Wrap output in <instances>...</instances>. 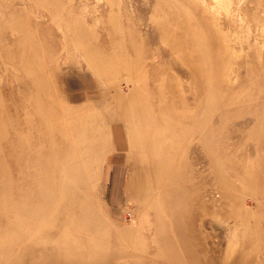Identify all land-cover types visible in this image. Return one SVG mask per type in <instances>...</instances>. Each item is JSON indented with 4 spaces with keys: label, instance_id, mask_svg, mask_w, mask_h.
<instances>
[{
    "label": "rangeland",
    "instance_id": "rangeland-1",
    "mask_svg": "<svg viewBox=\"0 0 264 264\" xmlns=\"http://www.w3.org/2000/svg\"><path fill=\"white\" fill-rule=\"evenodd\" d=\"M0 264H264V0H0Z\"/></svg>",
    "mask_w": 264,
    "mask_h": 264
}]
</instances>
